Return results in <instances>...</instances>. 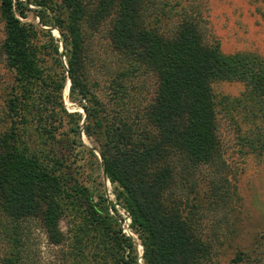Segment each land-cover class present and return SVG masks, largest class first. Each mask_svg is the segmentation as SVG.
Masks as SVG:
<instances>
[{
  "label": "trees",
  "instance_id": "1",
  "mask_svg": "<svg viewBox=\"0 0 264 264\" xmlns=\"http://www.w3.org/2000/svg\"><path fill=\"white\" fill-rule=\"evenodd\" d=\"M28 5L39 8L41 26L58 29L64 44L68 69L45 96L37 88L45 82L40 49L48 47L37 43L53 38L20 20ZM203 7L200 0H0L1 55L14 76L11 126L0 131V264H29L32 226L50 244L62 241L63 163L51 146L35 145L28 128L62 120L55 112L42 115L38 104L60 92L67 78L70 97L87 102L85 133L102 139L103 170L131 217L144 263L215 262L240 201L238 167L229 162L221 119L229 122L240 153L263 155L264 60L256 53H222ZM94 48L108 58L95 63L107 74V105L88 78ZM221 81L245 89L235 98L218 97L212 85ZM68 116L76 117L72 133L78 137L81 117ZM88 203L91 225L116 244L117 260L137 264L132 241L113 228L106 207L91 198Z\"/></svg>",
  "mask_w": 264,
  "mask_h": 264
},
{
  "label": "rangeland",
  "instance_id": "2",
  "mask_svg": "<svg viewBox=\"0 0 264 264\" xmlns=\"http://www.w3.org/2000/svg\"><path fill=\"white\" fill-rule=\"evenodd\" d=\"M15 3L18 0H14ZM20 1V0H19ZM23 1V0H22ZM202 7L208 8V29L212 39H217L221 52L256 53L264 60V0H200ZM204 8V7H203ZM27 18L23 23H32L49 31L53 43L48 36L41 38L39 46L46 45L40 51L45 82H39L38 90L42 95L50 93L49 84L67 69L64 44L58 29L43 27L40 24L39 8L28 5ZM209 33V32H208ZM4 39V23L0 16V131L11 126L8 119V99L12 97L14 76L5 66L1 55V44ZM47 41V42H46ZM57 46V54L54 51ZM93 64L88 68L91 90L104 102L109 104L106 77L95 63L108 61L103 50L96 48L91 53ZM99 59V61L97 60ZM59 63V65H58ZM61 65V66H60ZM62 67V68H61ZM99 83V87H93ZM71 82L66 79L63 89L52 92L51 100L39 101L42 115L55 112L62 120L52 119L49 125L31 123L28 136L35 145L43 142L51 146L57 158H61L65 174L67 195L63 200V213L59 220L62 241L59 245L48 242L43 231L36 225L27 232L26 249L29 264H122L117 259L119 250L116 244L106 237L101 227L95 229L90 222L88 198L93 203H101L106 207L113 220V228L132 241L137 264L143 261L144 249L138 234L132 228L128 211L117 201L116 188L106 176L100 151L102 139L97 135L87 136L84 130L86 114L82 105L70 97ZM213 92L219 97H238L245 89L242 83L221 81L212 85ZM14 93V91H13ZM78 114L81 126L78 137L72 133L76 117H65ZM222 137L230 144L227 156L229 162L238 167L236 183L240 201L236 207L238 212L232 219V231L222 239L218 247V256L213 264H228L238 260L237 264H264V153L257 158L244 156L234 145V131L228 127V121L221 119ZM46 127L51 134H45ZM43 138H40L41 135ZM41 142V143H42ZM48 146L45 148L49 150ZM44 148V146H43ZM224 230V229H223ZM2 246L0 243V253Z\"/></svg>",
  "mask_w": 264,
  "mask_h": 264
}]
</instances>
